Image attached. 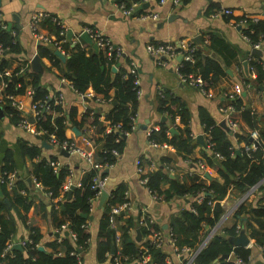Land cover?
<instances>
[{
	"label": "crops",
	"instance_id": "0c3cea01",
	"mask_svg": "<svg viewBox=\"0 0 264 264\" xmlns=\"http://www.w3.org/2000/svg\"><path fill=\"white\" fill-rule=\"evenodd\" d=\"M147 2H149V5L146 8L142 7L144 10L148 9L156 12L158 14L156 20L151 18L141 20L123 14L118 7L117 0H0V18L6 28L8 24L11 25L9 30L15 35L20 49L18 53L10 54L4 74L11 76L13 81H18L20 75H25L27 70L40 73L41 83L49 90L57 91L54 100L58 94H61V101L57 103H61L67 109H74V120L79 121L88 108H93L100 111V121L103 125H107L108 121L105 119L104 113L108 112L111 107L109 101L102 100L103 95L94 92L91 87L87 88L83 94L78 93L71 86L68 77L65 76V62L59 58L61 63L54 65L48 56H40L38 53L39 46L49 48L47 45L57 39L56 26L58 25L51 18L65 26V39L69 45L68 49H65L64 43L66 41L63 42L61 46L64 45V48L61 53L66 57L65 51L70 50L77 41L86 44L85 50L87 52L94 50L91 45L78 37L82 30L89 28L101 31L115 46L123 50V55L116 59L118 67L127 69L129 58L136 62L140 89L135 112V128L124 137L123 148L116 162L110 167L100 169L104 173L101 176L106 178L104 189L109 194L118 186H125L127 199L136 208H142L145 211V215L150 220H153L150 225L155 224L160 228L157 231L162 232L163 241L158 248L161 249V253L165 254V264H182L185 256H189L186 264H192L195 254L207 239H210L215 234L224 233L226 228L233 226L235 223V234L227 235L226 239L232 248H248L250 249V254L246 261L239 262L234 249H232L228 253V257L222 260L233 261L237 264H264V251L260 250V244L251 237L250 230L246 229L245 223L241 220L235 221L234 218V211L243 200L255 203L257 196L260 193L263 194L259 191L258 186L264 183V178L253 187L247 189L242 195L238 196L231 192L221 199L219 203L224 208L223 215L214 227L207 229V235L201 245L196 250H191L187 246L179 248L176 244L174 247H177V249L173 248L170 241L166 239V234L171 229L173 216L182 208L187 207L193 197L184 195L167 200L164 198L155 200L151 197L147 188L138 182V177L135 173V160L138 157H141L145 171H148L155 168L156 162L164 154L171 156L175 154V149L172 146L161 147L149 144L148 133L153 129L158 130L160 122H163V114L158 111L156 101L159 91H167L178 98L189 112L188 127L194 142V149L189 158L185 160L180 156L174 155V159L168 163L167 168L165 167L167 171H170L172 178H175L180 184L185 186L191 185L195 181L208 184L212 178L217 177L214 166L209 165L206 158H204L205 146L196 142L197 135H202L205 141L206 133L201 120V111H205L218 123L222 120V108L229 104L234 97H238L242 104L241 109L245 107L258 114V117L264 116V95L262 90H259L253 84L255 72L248 74V71L246 72L244 68V63L248 67L254 48L251 42L245 38L242 26L238 25L236 21L240 17H245L251 21L264 20V0H188L187 2L180 0L177 4L173 3L172 0H165L163 3H160L159 0H147ZM215 8H230L232 13L214 17L211 12ZM40 12L47 14L50 20L41 22L42 19L38 21L36 31L41 36V38H38L33 34L30 23L32 15ZM160 22L163 23L159 24ZM69 30L72 32L71 38L67 37ZM207 33L216 35L225 41L231 48V52H220L211 49L209 42L208 44L204 43ZM195 36L200 37L201 44H198L193 39ZM43 37H48L51 41L46 42L42 39ZM185 38L191 40L205 55L217 60L225 71V75L221 76L213 86L208 87L206 93L181 80L177 72V65L179 64L177 58H163L162 61H158L146 50V45L149 43L166 41L176 43ZM260 50L262 51L261 55L264 57V50L262 48ZM3 54L2 50L1 55ZM34 55H39L42 67L41 72L33 70L31 60ZM226 62L229 63L227 64ZM1 74L3 72H0V76ZM30 80V76H24V81L28 82ZM2 88L3 82L0 83V90ZM30 89L31 85L27 83L23 93L14 94L16 99L20 101V108L17 109L20 116L31 115L33 99L32 94L28 92ZM109 92L110 95L113 94L112 89ZM3 106L0 105V168L3 164L5 152L11 150L15 163V172L8 173V181L12 182V187L7 185V188L14 191V181L25 182L27 190H20L19 192L27 195L31 201L29 209L26 213L23 212L26 214L25 222L16 215V210L12 209V213L15 215L16 229L10 241L11 246L14 242H19L23 248L24 243L30 239L29 226H34L42 234L38 249L42 247V250L46 252H53L54 248L47 245L48 242L56 237V228L53 227L50 216L53 203L64 199L63 194L61 193L59 197L51 198L50 193L46 192L41 185L36 186L32 169L33 162L38 161L39 157L30 159L24 156L19 147V140L39 146L42 156L58 155L60 160L57 161L60 164L61 162L65 163L70 168L74 181H78L81 175L90 169V165L79 154H71L69 157L61 155L56 150L58 146L56 147V145L49 142L52 147L50 149L45 148L42 145L43 140L39 138L43 134H32L17 126V123H12L9 115L5 114V107ZM232 117L236 124L233 127L229 126L230 130L226 131L233 148L238 150L246 147V144L244 140L237 138L234 133L239 131L241 126L246 131L251 130L242 120L239 110H235ZM175 124L183 128L178 119H176ZM73 127L75 126L72 122L67 123L65 128L66 138L73 140L83 147L84 150L91 151L93 158V153L97 152L101 145V142L95 144L88 137L89 134L95 133V129L83 125L82 129L77 128L80 132V135H77ZM84 130L88 134H84ZM249 147L254 149L255 145L251 144ZM200 164H204L205 169L200 167ZM206 173L210 177H206ZM169 186L170 180H163L160 183L161 191L166 190ZM100 194L93 202V207L91 208L92 218H89L88 226L91 239L86 252L83 254L81 264H101L96 259V235L99 217L104 211L106 200L101 204ZM7 207L12 208L11 203ZM130 213L125 212V216L127 217ZM137 224L140 225L139 222ZM253 224L257 227L255 223ZM164 226L167 227L164 228ZM114 227L116 234L119 235L118 225L115 224ZM152 234H147L146 238L152 241ZM243 237L247 239L245 245L234 242L235 238ZM11 246V252L17 250L11 249ZM184 247L187 250L182 251ZM147 254L148 264H157L152 260L151 254ZM218 260L220 259L218 258Z\"/></svg>",
	"mask_w": 264,
	"mask_h": 264
},
{
	"label": "trees",
	"instance_id": "16d2710c",
	"mask_svg": "<svg viewBox=\"0 0 264 264\" xmlns=\"http://www.w3.org/2000/svg\"><path fill=\"white\" fill-rule=\"evenodd\" d=\"M140 1L143 0H117L118 4L124 3L126 6L132 2ZM187 1L184 0V2ZM216 9L218 8L212 10L211 13ZM142 10L144 11L141 7L138 12ZM48 19V17L44 18L41 22ZM240 19L242 18L240 17L236 21ZM1 22L3 23L2 20ZM56 31L57 39L48 43L49 45L46 44L49 48L46 46L38 48L39 55L48 56L54 65L61 63L54 50L58 47L59 50H62L64 45L65 49H68L69 45L65 36L59 35L60 27L56 26ZM242 31L249 38L251 44L260 41L261 48L264 50L263 19L251 21L246 18ZM204 40H207L209 47L215 51L231 52L228 44L216 35L207 33ZM63 42L65 43L61 46ZM0 46L4 53L0 56V72H3L0 76V83L3 82V88L0 90L2 97L0 105H4L5 114L9 115L10 121L16 124L20 115L17 109L9 105L5 95L23 93L28 83L33 91L32 101L43 104L35 117L37 118V127L46 131L39 137L41 140L48 142L49 135L53 134L59 144L64 140H70L65 136L68 122H72L79 129H82L83 125H87L95 129L94 134L88 135L89 139L95 144L101 142L97 152L93 153L94 161L101 164H114L118 157L112 151L117 150L119 155L121 154L124 135L120 134L118 130H114L113 127L120 124L121 133H130L133 130L131 117L136 116L138 104V86L134 84L133 76L127 74V69L118 67L115 60L117 71L111 78L113 60H108L102 49L87 52L86 44L79 43V41L70 50L65 51L67 54L66 60L63 61L65 62V76L70 80L71 86L80 94L85 93L87 88L91 87L94 92L103 95L102 100L109 101L111 106L108 112L104 113L105 119L108 121L107 125H103L100 121V111L93 108H88L77 121L74 120L73 108L67 109L61 103H55L54 96L57 91L53 92L41 83L40 73L27 70L25 75L31 77L28 82L24 81L25 75H20L18 81H13L11 76L4 74L10 54L18 53L20 49L15 35L11 30L2 26H0ZM251 57L247 71L248 74L255 72L253 84L258 88L259 85L264 86V57L255 54ZM179 63V72L199 75L204 81L205 89L213 86L221 76L225 75L222 65L217 60L205 55L199 48L194 51L191 60L181 59ZM111 89L113 90L112 95L109 92ZM114 100H116V104H112ZM156 101L158 111L162 112L164 119L163 122H160L158 130L153 129L149 132L148 140L172 146L175 149V156H180L183 160L188 159L194 149V142L188 127L189 112L186 106L167 91H161L157 95ZM229 104H232L235 110L240 111V116L247 127L251 131L257 132L256 144L251 140V131H246L244 127L241 126L240 130L234 133L237 138L245 141L246 146L254 144V149L246 150L245 147H242L237 152L228 138L227 131L205 111H201V120L206 133L204 158L209 165L214 166L217 177L212 178L208 184L201 181H195L188 186L180 184L170 176V171L166 170L168 163L174 159V155L169 154L161 156L156 162L155 168L148 170L145 174L148 179V188L159 195L161 199L167 200L184 195L193 197L188 206L182 208L171 220L170 232L179 248L187 246L191 250H196L205 239L207 229L214 227L224 213V208L219 201L231 192L238 196L242 195L264 178V116L258 117V114L245 107L241 109L242 104L238 97L230 100ZM28 118L34 121L32 116H28ZM176 119L179 120L183 128L175 124ZM108 126L113 130L107 131ZM171 127L178 131L170 133ZM85 133L88 134L86 130H84ZM19 147L24 156L30 159L39 157L38 161L33 162L32 175L36 182L50 193L51 198L59 197L67 176L72 175L70 168L61 162L55 171L51 162L60 160L58 155L42 156L41 149L37 145L19 140ZM216 154L220 156L217 157L218 165L213 161ZM11 172H15V163L12 151L7 150L0 168V264H81L83 254L91 239L89 227L86 226L90 221L89 216L92 215L90 207L98 192L92 187L93 180L98 173L100 175L104 173L93 168L86 170L76 181L79 182V185L74 186L70 194H68L69 190L64 192V199L53 203L50 219L53 227L56 228V237L47 244L54 248L53 252L38 249L42 234L34 226H29L30 239L24 243L23 248L11 252L10 249L7 251L5 249L12 240L16 229L15 215L12 213V209H15L16 215L25 222V213L31 206L27 195L19 192L27 190L25 182L14 181V191L7 188L8 173ZM163 180H170V186L161 191L160 183ZM258 188L263 194L260 193L257 196L255 203L243 200L235 209L234 218L235 221H243L246 229L250 230L251 237L258 244H262L264 242V183H261ZM125 193V186L120 185L111 191L110 196L106 199L104 211L99 217L96 235L97 261L101 264H113L117 259L119 264H133L145 253H149L154 262L165 264V254L157 252L158 247L146 238L147 234L154 233L160 228L155 224L150 225L149 228L138 225L140 212H132L127 217L122 212L115 215V224L118 225L117 228L120 232V245L116 244L117 234L115 227L111 226L109 211L112 206H117L126 200ZM4 198L10 201L12 208L7 207ZM81 214H86V217ZM62 225H66V228L61 231ZM235 226L236 223L226 228L224 233L215 234L208 239L195 254L192 264H237L233 261L218 260L221 255L230 253L232 249H234L237 259L246 261L250 249L232 248L226 239L227 235L235 234ZM136 230H139L141 235L139 241L135 240ZM188 260L189 256H185L182 264H186Z\"/></svg>",
	"mask_w": 264,
	"mask_h": 264
},
{
	"label": "built area",
	"instance_id": "2783aa9c",
	"mask_svg": "<svg viewBox=\"0 0 264 264\" xmlns=\"http://www.w3.org/2000/svg\"><path fill=\"white\" fill-rule=\"evenodd\" d=\"M147 0H143L140 2H132L130 3V5L126 6L124 3H120L118 4L119 9H121V11L123 12V14L128 15V16H133L137 19H147V18H151L156 20L158 18V14L156 12L153 11H149L148 9L146 10H142L140 12H138V9H140L142 7V4L144 2H146ZM165 0H159L160 3H163ZM173 3L177 4L178 2H180V0H172ZM143 8V7H142ZM135 13V14H134ZM232 13V9L230 8H218L216 9L212 14V16H219V15H230ZM134 14V15H133ZM1 15V12H0ZM44 18H47V14L45 13H34L31 17V29L32 32L35 36H37L38 38H41V36L39 35V33L36 31L37 30V25H38V21L42 20ZM51 20L55 23H57V25L60 27V32L59 35L60 36H65L66 35V29L65 26L63 24H61L60 22L56 21L54 18H51ZM238 25L240 26H244V24L246 23V18L243 17L242 19L237 21ZM0 26L5 27V25L1 22L0 19ZM85 31H87L90 35V37L93 39V41L97 44L98 49H102L104 50V52L106 53V56L108 58V60H113L112 62V66H116V62H114L119 56L123 55V50L118 47L115 46L111 40L105 36L101 31L97 30V29H89V28H85ZM79 37V36H78ZM245 38L247 40H249V38L245 35ZM44 41L46 42H50L51 39L48 37H43L42 38ZM204 43H208L207 40H204ZM254 49H261V42L257 41L255 43L252 44ZM59 49V47H58ZM197 49L196 45L194 43L191 42V40L188 39H181L179 41H177L176 43L173 42H159V43H149L146 45V50L147 52L153 56L154 58H157L158 61H162L163 58H177L178 62H180L181 59L183 60H191L192 55L194 54V51ZM1 51L2 48L0 46V55H1ZM61 51V50H60ZM179 65L180 63L177 65V72L179 73V76L181 78L182 81H185L191 85H193L194 87L198 88L200 91H202L203 93H206L208 90L204 88V81L203 79L199 76V75H194L192 73L189 74H181L179 72ZM127 74H130L133 76L134 78V84L136 86H138L137 89V95L138 98L140 96V89H139V78H138V66L136 64L135 61L131 60L129 58L128 61V65H127ZM30 94H32V90L30 89L28 91ZM159 93H161L159 91ZM1 97V95H0ZM5 97L7 98V102L9 103L10 106H12L15 109L20 108V101H18L16 99V96L14 94H6ZM61 94H58L55 97V103L60 102L61 101ZM43 104L40 102H33L31 104V115L34 118V122H30L31 120H29L28 116L26 115H22L20 116L19 121L17 122V126L24 128L25 130H27L28 132L35 134V135H39V134H44L46 131L44 129L41 128H37L36 127V119L35 117H37L40 109L42 108ZM235 111V108L233 107L232 104H227L224 108H222V112H223V116H222V120H224L227 124V126L229 127H233L235 126V121L233 120V113ZM132 120V128H135V116L131 117ZM114 130H118L120 132V134L124 135V137L129 134L127 132L125 133H121L120 130V124H117L113 127ZM110 126L107 127V131H111L113 130ZM149 135V133H148ZM251 137L253 139L257 138V132L256 131H252L251 132ZM49 143L57 145L58 142L56 141V138L53 134L49 135V139H48ZM149 144L152 146H161V147H167V144H157L154 142L149 141ZM206 144V143H205ZM58 147L67 150L70 154H79L81 155L84 159H86V161L89 163L90 165V169H97L98 171L103 168V167H110L112 164H101V163H97L93 160L92 158V152L91 151H86L83 149V147H81L79 144L75 143L73 140H64L61 143L58 144ZM246 150H249L250 147L246 146L245 147ZM112 153L116 156L119 157V152L117 150H113ZM216 157H220L218 154L215 155ZM218 159V158H217ZM51 165L54 167V170L56 171L58 169V166L60 165L59 161H53L51 162ZM168 167V166H167ZM200 167H202L203 169H205L204 164H200ZM171 170V169H169ZM147 171H145V168L142 164V159L141 157H138L135 160V173L138 177V182L140 184H142L145 188H147L149 194L151 195V197L155 200H160L161 197L159 195H157L153 190H151L150 188H148L147 186V176H145ZM1 179V178H0ZM105 180L106 178L104 176H101L99 173L94 177V184H93V188L96 189L98 192L96 193V198L99 196L101 190L104 189V184H105ZM9 187H12V182L8 181L7 184ZM77 186L79 185V182H76L73 180V176L70 174L69 176H67L65 182L62 185V194L68 190L71 189L72 186ZM36 186H39V183L36 182ZM126 195V193H125ZM108 196H110V193L108 194ZM95 198V199H96ZM93 207V202L91 204L90 210ZM110 222H111V226L114 227L115 226V215L118 214L119 212H140V219H139V223L141 226H144L146 228H149V225L153 222V220H150L148 218V216L145 215V211L142 208H136V206H134L128 199L126 196V200L124 202H122L121 204L117 205V206H112L110 208ZM87 227L89 226V223H87L86 225ZM66 228V225H62L61 226V231L63 229ZM73 236V235H72ZM152 242L156 245V247H160L162 245V241H163V236H162V232L161 231H156L152 234ZM166 239H168L171 243V245L173 246V248L175 246V238L172 236V233L169 231L166 234ZM120 239H119V235H117L116 237V244L120 245L119 243ZM208 241V239L203 243V245ZM11 243H9L6 246V251L10 249ZM187 250L185 247L182 249V251ZM260 250L264 251V242L262 244H260ZM148 254L145 253L143 255V257L139 260L136 261L137 264H148V258H147ZM237 261L241 262L239 259H237ZM113 264H119L117 262V259H115ZM189 264V263H188Z\"/></svg>",
	"mask_w": 264,
	"mask_h": 264
},
{
	"label": "water",
	"instance_id": "95a60500",
	"mask_svg": "<svg viewBox=\"0 0 264 264\" xmlns=\"http://www.w3.org/2000/svg\"><path fill=\"white\" fill-rule=\"evenodd\" d=\"M148 5H149V2H147V1L144 2V3L142 4V6L145 7V8H146ZM162 23H163V22H160L159 24H162ZM10 28H11V25L8 24L7 29H10ZM71 36H72V32H71V30H69L68 33H67V37H68V38H71ZM79 38L82 39L85 43L91 45L95 51L98 50V46H97V44L93 41V39L90 37V35H89V33H88L87 31L82 30V31L79 33ZM193 39H194L198 44H201V40H200V37H199V36H195ZM54 53H55V55H56L58 58H60L62 61H65L66 58H67L65 55H63V54L61 53V51H60L59 49H55V50H54ZM252 53H253V54H256V55H261V54H262V51H261L260 49H253ZM31 63H32L33 70L38 71V72H41V71H42V67H41V64H40V61H39V55H34V57H33L32 60H31ZM246 67H247V66H246V63H244V68H245V71L247 72V68H246ZM116 71H117V68H116L115 66H112V67H111V73H110L111 78L114 77ZM258 88H259V90H262V93H263V95H264V86L259 85ZM113 104H116V100L113 101ZM0 115H1V108H0ZM162 119H164V117H162ZM218 125H220L222 128H224V129L227 130V131L230 130V128L227 126V124H226V122H225L224 120L219 121V122H218ZM144 128H145V126H144ZM73 130H74L75 134L80 135V132H79V130H77L76 127H73ZM169 131H170V133H175V132H177L176 129L173 128V127H171V128L169 129ZM251 140H253L255 144L257 143L255 139L251 138ZM196 142L199 143V144H201V145H203V146L206 145V144H205V141H204V138H203L202 135H197V136H196ZM42 145H43L45 148H48V149H50V148L52 147V145L49 144L48 142H46L45 140H43ZM56 150H57V152H59L61 155L65 156V157H69V156L71 155L67 150L62 149V148H60V147H57ZM237 152H238V150H237ZM213 161H214L217 165L219 164V161H218L217 157H213ZM205 176H206V177H210L207 173L205 174ZM72 188H74V185L71 187V189H72ZM71 189L69 190L68 194H70ZM100 193H101V194H100V195H101V197H100V203L103 204V202H104V201L107 199V197H108V191L105 190V189H103V190H101ZM4 202H5L8 206H10V202H9V200H8L7 198H4ZM81 215H82L83 217H86V214H81ZM89 218L91 219L92 216H89ZM166 227H167V226H164V228H166ZM135 238H136V240H140V239H141V236H140V232H139V230L136 231V236H135ZM234 242H235L236 244L245 245V244L247 243V239L244 238V237H243V238H235V239H234ZM11 249L21 250V249H22V246H21V244H20L19 242H14V244L11 246ZM39 249L42 250V247H39ZM160 251H161V249L158 248V249H157V252H160ZM227 257H228V254H223V255H221V256L219 257V259L222 260V259H226ZM133 264H137V263L135 262V263H133Z\"/></svg>",
	"mask_w": 264,
	"mask_h": 264
}]
</instances>
